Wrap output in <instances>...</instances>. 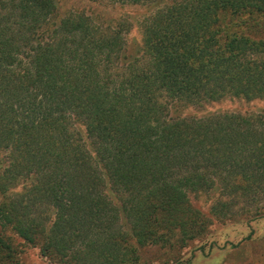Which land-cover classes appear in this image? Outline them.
Instances as JSON below:
<instances>
[{
    "label": "rangeland",
    "instance_id": "374dc122",
    "mask_svg": "<svg viewBox=\"0 0 264 264\" xmlns=\"http://www.w3.org/2000/svg\"><path fill=\"white\" fill-rule=\"evenodd\" d=\"M183 1L56 0L53 25L48 29L62 18L83 16L101 34H119L125 49L122 57L101 66L118 81L133 59H138L136 67L150 66L153 55L144 53L147 28L171 23L169 18L159 19V12H177ZM189 12L182 23L162 29L170 33L175 27L176 40L187 42L184 51L175 45L167 50L154 42L160 58L167 51L161 68L180 69L173 84L186 91L179 96L161 92L155 103L150 102V106L157 104V114L151 117L170 124L181 122L183 131L159 144V164L153 158L155 146L145 142L135 149L136 142L126 139L119 144L120 150L132 151L125 157V168L117 163L109 167L112 177L107 181L73 179L77 187L103 196L104 233H119L120 253L105 264H264V0H221L200 16L191 17ZM185 67L191 76H185ZM216 121H223L224 127L215 130ZM67 128L76 135V124ZM76 137L80 138H74L75 150L82 148ZM177 146L181 151H206L209 159L193 160L192 154L183 156L184 161L178 157L179 150L173 151ZM11 147L0 150V163L17 155V148ZM118 170L129 179L119 177ZM198 172L209 182L207 189L189 184L187 178ZM39 180L19 176L8 181L6 194L0 187V205L7 207L14 197L25 198V203L32 198L30 218L48 230L56 221L57 208L48 198L41 200L30 193L41 185ZM168 189L183 196L201 220L199 225L164 224L166 210L160 200ZM150 208L151 224L144 232L142 215ZM15 227L0 225V264H84L80 257L75 262L45 253L41 227L35 241L25 239ZM137 236L143 239L140 243Z\"/></svg>",
    "mask_w": 264,
    "mask_h": 264
},
{
    "label": "trees",
    "instance_id": "16d2710c",
    "mask_svg": "<svg viewBox=\"0 0 264 264\" xmlns=\"http://www.w3.org/2000/svg\"><path fill=\"white\" fill-rule=\"evenodd\" d=\"M190 1H183L177 12L161 11L157 17L166 21L169 18L172 22L168 26H176L187 17L188 10L191 17L200 16L206 7L221 0ZM55 11L56 0H0V150L17 148L13 150L16 156L0 163V179H6L0 187L6 194L8 181L19 176L39 178L41 185L30 193L41 200L48 198L57 208L56 221L45 230L30 218L32 198L25 203V198L14 197L7 207L0 205V225L14 224L20 235L30 241H35L39 226V232L45 233V253L68 256L75 262L80 257L84 264H105V260L120 253L119 233H104L105 206L100 204L103 196L99 192L94 195V189L77 187L73 179L100 177L105 181L112 177L108 168L115 163L125 168V157L132 151L120 150L119 144L126 139L136 142L135 149L145 142L155 146L153 158L159 164V144L184 128L181 122L170 124L151 117L157 114V104L150 106V102H156L158 93L179 96L186 89L173 84L177 83L173 81L178 79L180 69L170 67L166 72L161 68V58L167 51L160 49L164 52L160 58L154 42L167 50L175 45L179 51H184L187 42L176 40L175 27L170 33L164 32L167 24L147 28L144 53L153 55L150 66L136 67L138 59H133L125 74L113 81L101 66L111 63L113 57H122L125 49L119 34H101L93 21L83 16L62 18L48 29L53 25ZM187 71L185 67V76H191ZM72 123L80 137L76 139L82 143L77 150L72 147L76 135L67 128ZM223 127V121H216L215 130ZM177 147L173 151L179 150L178 157L181 155L184 161L183 156L192 154L193 160L209 159L206 151L184 148L182 152ZM124 174L117 172L121 178H125ZM187 179L197 189H207L209 184L199 172ZM167 191L160 200L166 210L164 224L199 225L201 220L183 196L176 190ZM150 212L151 208L143 211L140 227L144 232L151 224ZM136 239L138 243L143 240L139 236Z\"/></svg>",
    "mask_w": 264,
    "mask_h": 264
}]
</instances>
